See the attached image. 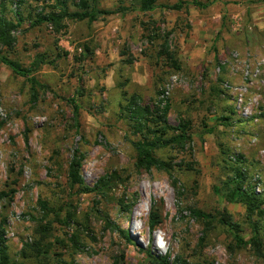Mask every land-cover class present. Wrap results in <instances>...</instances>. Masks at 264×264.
<instances>
[{
    "label": "rangeland",
    "instance_id": "374dc122",
    "mask_svg": "<svg viewBox=\"0 0 264 264\" xmlns=\"http://www.w3.org/2000/svg\"><path fill=\"white\" fill-rule=\"evenodd\" d=\"M136 1L101 0L98 9L113 15L65 21L55 34L46 25L30 28L26 17L45 4L23 0L16 46L4 54L25 69L42 59L33 73L42 88L33 103L31 86L0 64V221L6 220L8 255L26 264H112L121 254L122 264H149L148 253L185 264H264V217L248 218L245 206L215 193L227 175L226 150L231 163L242 157L248 183L264 194V0H218L205 10L188 5L182 11L163 7L185 0H157L145 14ZM12 9L7 16L15 22ZM67 10L78 11L70 2ZM166 34L179 70L156 59ZM123 93L161 108L169 103L171 126L191 123L187 153L193 152L195 172L176 170L179 195L165 173L135 169ZM74 151L83 156L84 187L111 175L116 191L104 199L70 191L66 169ZM180 159L190 161L188 154ZM117 199L132 207L129 216ZM152 204L161 224L151 233ZM190 209L207 220L193 218ZM223 218L244 242L252 237L250 223H257L261 255L238 245ZM77 231L82 252L69 241Z\"/></svg>",
    "mask_w": 264,
    "mask_h": 264
},
{
    "label": "trees",
    "instance_id": "16d2710c",
    "mask_svg": "<svg viewBox=\"0 0 264 264\" xmlns=\"http://www.w3.org/2000/svg\"><path fill=\"white\" fill-rule=\"evenodd\" d=\"M36 4H45L44 8L39 11H34V16L29 14L26 19L29 21L30 28H37L42 25H46L53 29L55 34H60L65 30V21L72 22H82L87 20L88 22H94L97 20L98 16L105 15L111 16L115 12H102L98 9V5L101 0H33ZM52 3L51 5H46V3ZM70 2L74 7L77 8L76 12H69L67 10V4ZM157 0H137V10L140 13H150L156 8ZM8 5L14 7L10 12L16 18L13 22L10 17L7 16ZM23 5V0H0V64L6 66L12 74L17 77L23 78L31 86V100L34 103L37 99L36 89L42 88L37 79L33 76L34 71H36L40 64L43 63L42 59H39L38 63H34L30 68H23L18 63L10 60L7 55L14 50L17 39L14 33L19 29L22 19L21 7ZM192 5L197 8H205L199 2L186 3L180 1L179 3L163 7L169 11H182L184 7ZM47 9V10H46ZM186 13V11H185ZM166 34L164 38L163 47H159V52L156 55V59H161V62L168 63L169 66L174 70H179V66L176 59V52L170 50L167 45ZM158 39V36L149 37V42L153 43ZM152 58V57H151ZM221 82V80H219ZM221 92V91H220ZM160 93H157L159 96ZM222 94V93H221ZM223 95V94H222ZM125 98L126 106L122 107L124 113V120L129 123L130 128L133 133L132 136L135 139L130 142L131 147L134 151V167L139 171L150 172L151 170H157L165 173L170 178L174 189L177 194H180V189L177 187L179 181L175 178L174 173L178 169L179 171L195 172L193 160V152L187 148H190L192 141V135L189 133L191 123L180 119L176 126H171L168 123V112L169 103H167L163 108L154 102L150 104H145L143 99L139 95H132L127 97L126 93H123ZM68 103L73 109V121L74 125L78 126V111L79 107L76 101L72 98L68 100ZM231 115L232 110L229 112ZM222 123H226V126H230L229 117H222ZM212 132V131H211ZM164 152L171 153V155L165 160L159 157V154ZM188 154L190 161H184L180 159L178 163V155ZM221 154L224 156L223 159V170L226 171L227 175L225 180L222 182L221 189H215V193L223 196V198L232 204H241L245 206L248 218H263L264 217V194L257 193L253 187L248 183L246 179L245 170L240 166L242 157L233 156L234 163H231L229 154L226 150H222ZM82 163L83 156L78 152L74 151L70 161L68 162L66 169V182L70 191L76 190L78 195H88L94 194L96 197L104 199L108 194L116 191L117 187L115 185V176L105 175L101 177L92 188L84 187L82 180ZM239 164V165H236ZM116 206L119 207V211L123 214L129 216L132 211L131 206H123V200L117 199ZM43 208L45 205L43 204ZM190 213L193 218L197 220H207V216L199 210L190 209ZM225 227L231 228L235 231V241L240 246L250 245L253 247L254 251L261 255L262 241L261 232L257 223H250L252 237L248 242H244L241 237L237 235L236 229L233 225L226 219L220 221ZM161 224L160 214L155 210V204L151 205V210L148 217V228L152 233L154 229ZM5 226L6 220L0 221V264H26V263H16L11 261L8 255V247L5 240ZM264 234V231L262 232ZM123 239L131 245L134 243L121 232ZM264 238V237H263ZM69 241L72 247L82 252L85 248L84 243L80 240L78 236V231L73 234ZM22 258L26 259L27 256L24 252L28 249L27 244L23 245ZM25 249V250H24ZM37 251V250H36ZM41 253L37 252V256ZM150 259L149 264H185L179 261L177 258L175 261L170 262L169 255L163 257L154 256L148 253ZM124 260V255L121 254L119 257H114L112 259V264H122Z\"/></svg>",
    "mask_w": 264,
    "mask_h": 264
},
{
    "label": "crops",
    "instance_id": "0c3cea01",
    "mask_svg": "<svg viewBox=\"0 0 264 264\" xmlns=\"http://www.w3.org/2000/svg\"><path fill=\"white\" fill-rule=\"evenodd\" d=\"M199 2V1H197V0H191V1H189V0H185V1H183V2H186V3H188V2ZM200 3V2H199ZM203 6H205V8H199V9H203V10H205V9H208V8H210V7H212V6H214V5H218V0H210V1H208L206 4H203V3H201ZM197 8V7H196ZM191 14H192V12H191Z\"/></svg>",
    "mask_w": 264,
    "mask_h": 264
}]
</instances>
